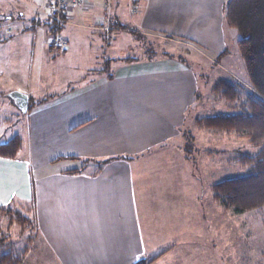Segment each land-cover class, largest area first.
<instances>
[{"label": "crops", "instance_id": "0c3cea01", "mask_svg": "<svg viewBox=\"0 0 264 264\" xmlns=\"http://www.w3.org/2000/svg\"><path fill=\"white\" fill-rule=\"evenodd\" d=\"M8 1L16 4L0 8V68L12 38L14 49L25 43L37 61L42 57L59 67L60 79L69 72L62 60L75 58L76 78L54 100L25 113L26 129L16 134L24 151L17 160L0 158V207L35 203L40 235L59 264L182 262L190 238L189 203L169 199L165 180L178 166L179 181L183 173L187 180L188 153L174 151L173 143L198 102L197 77L166 55L134 60L125 54L135 41L145 52L140 43L158 35L189 41L217 59L228 51V0H87L67 13V45L60 50L51 46L50 0L0 5ZM31 23H37L35 30ZM228 34L237 45L238 35L230 29ZM60 51L64 59L49 58ZM38 78L14 90L27 94L29 104L45 92ZM71 170L82 172L66 173Z\"/></svg>", "mask_w": 264, "mask_h": 264}, {"label": "rangeland", "instance_id": "374dc122", "mask_svg": "<svg viewBox=\"0 0 264 264\" xmlns=\"http://www.w3.org/2000/svg\"><path fill=\"white\" fill-rule=\"evenodd\" d=\"M37 1L39 4L40 1ZM15 4L13 1H8L0 5V8H15ZM30 7L33 9L32 6ZM224 29L228 53L221 61L210 57L207 53L204 54L200 47L189 41L168 40L158 35L150 36L148 42L140 43L145 51L143 53L136 46L140 41L137 43L130 39L135 41L133 42L135 46L125 54L134 60L142 58L143 55L145 58L150 56L152 57L150 59H158L168 54L169 56H166L168 59L180 62L188 69L192 68L193 74L197 77L198 95L201 98L187 111L186 120L180 129L181 135L173 143L174 151L184 148L187 143L193 145L187 160L182 159L187 180L184 181L183 173L182 182L179 181L180 166L169 171L165 180L170 184L168 190L171 193L167 194L169 199L174 203L185 204V201L189 203L187 210L190 238L186 247L187 254L182 256V262L178 264H264V208L245 213L236 212L232 208L226 210L215 199L213 191V186L223 180L249 175L252 167L242 165L239 159L246 154H258L260 148L251 145L235 133L201 129L195 123L197 118L240 111L251 93L244 62L237 45L232 44V37L230 38L228 34L230 28L225 25ZM12 30L14 31L13 28ZM230 31L237 34L233 29ZM0 35L3 36V30H0ZM63 35L61 34L60 38ZM7 42L5 47L8 51L7 61L5 66L0 68V144L16 134H23L26 129L25 113L16 106L11 97L15 88L25 86L29 80L35 81V78L39 77L42 84L51 86L52 89L47 90L45 86L42 87L45 92L32 99L33 102H37L58 91L65 92L73 86L75 80L72 75L76 78L73 73L74 65L72 66L71 63L76 62L75 58L62 60L64 65H68L69 72L68 77L60 79L55 74L59 67H54L53 63L42 57L37 61V57L36 59L32 57L31 48L26 49L25 43L20 41L25 48L22 46L14 49L12 38L7 39ZM76 45L78 46L74 50L80 52L79 43ZM63 54V51L49 54V58L64 59ZM63 71L67 73L66 70ZM218 79H225L235 85L241 93L238 102L230 104L213 92V85ZM188 131L194 136L193 141L187 136ZM182 155L185 156L186 153L183 152ZM16 208L19 210L17 206ZM26 248H29L28 253L21 255ZM10 252L13 253V259L20 257V264H59L36 231L32 233L30 230H25L23 233L18 224L10 225L9 217L0 214V258Z\"/></svg>", "mask_w": 264, "mask_h": 264}, {"label": "trees", "instance_id": "16d2710c", "mask_svg": "<svg viewBox=\"0 0 264 264\" xmlns=\"http://www.w3.org/2000/svg\"><path fill=\"white\" fill-rule=\"evenodd\" d=\"M50 4L51 0L49 7ZM224 13L225 25L235 30L239 36L237 47L245 65L251 93L240 111L197 118L195 123L201 129L235 133L240 138L247 140L251 145L260 148L258 154H246L239 159L242 165L252 167V172L249 175L226 179L213 186L215 199L226 210L232 208L236 212L245 213L264 208V0H228ZM66 17L67 14L63 15L61 22L52 21L48 17L51 21V46L59 50L67 45L66 40L63 38L65 46H57V39L62 34L67 20ZM35 24L37 23H31L30 27L34 28L33 25ZM225 54L227 52L218 56L216 60H221ZM165 55L167 56L168 54ZM103 70H106V68ZM212 90L216 95L230 104H235L241 98V93L235 85L225 79H218L214 83ZM55 98V95H50L37 102L30 100L28 112L34 107L50 102ZM200 98L197 95V99L199 100ZM187 136L192 139L191 141L195 139L189 131ZM192 147V144L187 143L184 151L190 154ZM24 149L25 142L23 138L15 135L0 144V158L17 160ZM110 161L111 159L99 161L97 164L101 167ZM83 162L87 164L91 161L85 160ZM81 172V170H71L66 173L73 175ZM0 214H5L9 217L10 225L14 223L18 224L23 233L25 230H30L32 233L36 231L40 235L35 216V203L18 210L12 202L5 207H0ZM32 240L33 237L30 239V243ZM28 251L29 248H26L21 255L27 254ZM8 263L20 264V257L13 259V253L10 252L0 258V264ZM137 264L150 263L139 261Z\"/></svg>", "mask_w": 264, "mask_h": 264}, {"label": "built area", "instance_id": "2783aa9c", "mask_svg": "<svg viewBox=\"0 0 264 264\" xmlns=\"http://www.w3.org/2000/svg\"><path fill=\"white\" fill-rule=\"evenodd\" d=\"M86 0H51V4L48 10V17L52 21L61 22L62 16L67 14L73 9H80L85 7ZM12 28L7 29V33L11 34ZM57 46H65V40L63 38L57 39Z\"/></svg>", "mask_w": 264, "mask_h": 264}, {"label": "water", "instance_id": "95a60500", "mask_svg": "<svg viewBox=\"0 0 264 264\" xmlns=\"http://www.w3.org/2000/svg\"><path fill=\"white\" fill-rule=\"evenodd\" d=\"M16 106L24 113L29 109V96L20 91H14L11 94Z\"/></svg>", "mask_w": 264, "mask_h": 264}]
</instances>
